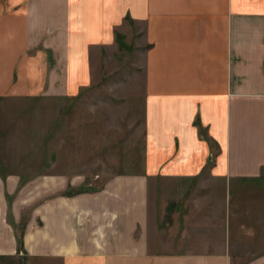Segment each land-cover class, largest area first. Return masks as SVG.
Masks as SVG:
<instances>
[{"label": "crops", "instance_id": "obj_1", "mask_svg": "<svg viewBox=\"0 0 264 264\" xmlns=\"http://www.w3.org/2000/svg\"><path fill=\"white\" fill-rule=\"evenodd\" d=\"M121 32L132 60L143 57L127 77L143 168L73 197L56 195L68 187L56 173L21 190L0 176V255L234 264L251 254L241 264H264V0H0V100L78 96ZM7 191H17L15 223ZM200 193L219 227L190 218L181 234L179 210Z\"/></svg>", "mask_w": 264, "mask_h": 264}, {"label": "rangeland", "instance_id": "obj_2", "mask_svg": "<svg viewBox=\"0 0 264 264\" xmlns=\"http://www.w3.org/2000/svg\"><path fill=\"white\" fill-rule=\"evenodd\" d=\"M117 37L118 44L108 47L106 60L99 63L94 58L95 82L78 96L0 100V176L5 182L10 176L18 177L17 188L21 190L34 180L56 173L68 181V187L56 195L73 197L101 192L115 177L143 168L145 130L143 123L135 121L127 78L134 60L143 57L138 51L132 60L129 54L133 47L127 35L121 32ZM16 192L6 193L7 223H15L11 206ZM200 195V204L193 207L184 201L179 210L181 234L190 218L204 232L213 226L209 207L202 205L207 195ZM23 223L26 225V221ZM213 227H219V221ZM16 234L23 236L21 226ZM232 250L248 249L233 245ZM233 257L234 264H241L254 256ZM0 264H27V260L17 255H0Z\"/></svg>", "mask_w": 264, "mask_h": 264}, {"label": "trees", "instance_id": "obj_3", "mask_svg": "<svg viewBox=\"0 0 264 264\" xmlns=\"http://www.w3.org/2000/svg\"><path fill=\"white\" fill-rule=\"evenodd\" d=\"M17 238H18V244H19L20 250H22V247H23V237L21 235H18Z\"/></svg>", "mask_w": 264, "mask_h": 264}]
</instances>
